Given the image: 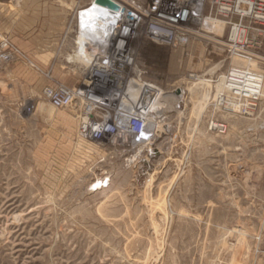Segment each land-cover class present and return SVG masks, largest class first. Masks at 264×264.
<instances>
[{
    "label": "rangeland",
    "instance_id": "obj_1",
    "mask_svg": "<svg viewBox=\"0 0 264 264\" xmlns=\"http://www.w3.org/2000/svg\"><path fill=\"white\" fill-rule=\"evenodd\" d=\"M86 1L0 0V37L26 56L0 63V264H264V97L248 114L213 98L218 76L243 63L212 39L140 37L143 79L174 91L177 107L156 116L154 143L138 156L83 140L76 107L56 109L43 91L84 76L68 55ZM63 13L55 47L22 46ZM29 102H44L46 116L27 113ZM215 121L228 123L225 134ZM96 179L104 187L92 192Z\"/></svg>",
    "mask_w": 264,
    "mask_h": 264
},
{
    "label": "built area",
    "instance_id": "obj_2",
    "mask_svg": "<svg viewBox=\"0 0 264 264\" xmlns=\"http://www.w3.org/2000/svg\"><path fill=\"white\" fill-rule=\"evenodd\" d=\"M111 1L116 7L87 0L74 13L78 21V16L80 18L87 10L100 9L108 21L102 30H105V47L97 49L94 63L87 68L80 83L69 86L56 82L43 91L56 109L76 107L79 138L94 141L104 148H144L152 145L156 138L158 122L156 120L157 128L153 127L149 117L163 113L165 107L159 112L141 107L145 95L147 98L155 96L156 92H149V88L159 91L160 87L143 79L145 70L137 62L135 47L140 37L157 45L176 46L190 40L198 20L215 18L224 22L227 29V37L221 44L230 57L233 58L234 49L264 57L259 52L264 48V0ZM25 58L20 48L5 36L0 37V63L9 65ZM135 78L146 88L139 98L130 99L133 101L130 106L124 105L130 96L129 85ZM224 82L223 90L217 91L213 98L227 114H248L259 106L263 98V70L230 66ZM35 109L33 102L24 106L27 113ZM210 129L225 134L228 123L215 121Z\"/></svg>",
    "mask_w": 264,
    "mask_h": 264
},
{
    "label": "bare ground",
    "instance_id": "obj_3",
    "mask_svg": "<svg viewBox=\"0 0 264 264\" xmlns=\"http://www.w3.org/2000/svg\"><path fill=\"white\" fill-rule=\"evenodd\" d=\"M98 8V6H96ZM198 8H201L199 5ZM103 12L100 9H93V10H87L86 12L82 13L81 17L79 18L78 16V21H77V49L74 54H69L68 55V60L75 62L79 69H83L82 73L86 72L87 68H90V65L93 64L94 62V57L96 55L97 49L105 47V38H104V31L106 24L108 23L107 19L103 17ZM197 25L195 26L193 30V36H198L201 38H206L207 40H213V41H218L222 42L221 40H217L216 37L211 36V34H215L214 31L223 30L225 25L224 22L219 21L218 19L215 18H202L201 20L197 21ZM210 34V35H209ZM99 39V41H98ZM102 41V42H101ZM211 41V42H213ZM100 45H99V43ZM233 59H236L240 62H242V65L237 64H231V66H241L243 68L251 69V70H257L255 68H252L253 66H256L264 63V57L260 56H255L247 53H243L240 50H233ZM233 61V60H232ZM260 70V69H259ZM94 68L92 72L94 73ZM224 75L221 77L218 76L217 78V91L220 92L223 90L224 87ZM143 82L139 80V78H135L132 80L131 84L129 85L128 93L130 94V98L127 97L125 100L124 105H131L133 101L130 102V99H137L141 95H143V92L145 90V86L143 87ZM180 88V87H178ZM154 89L149 88V92H156L154 97H146L144 96V100L142 103L143 108H150L152 111H158L162 108L165 107V105H170V106H176L179 101V97L176 96L174 91L170 90H165L164 88H159V91H153ZM263 97H264V89H263ZM45 103L40 102L36 105V108L38 110V113L45 115L46 116V108H45ZM131 110V108L129 109ZM36 111V109H35ZM159 112V111H158ZM157 112V113H158ZM161 112V111H160ZM159 112V113H160ZM161 117V116H160ZM163 117V116H162ZM151 120L152 126L157 128V122H156V117L154 115H151L149 117ZM160 124H158L159 128ZM141 148L133 149L130 150V156L134 153L136 156L141 153ZM135 156V157H136ZM94 181V180H93ZM89 190L92 192L98 191L102 189L104 186L100 182V179H96L95 182H91L89 185Z\"/></svg>",
    "mask_w": 264,
    "mask_h": 264
},
{
    "label": "crops",
    "instance_id": "obj_4",
    "mask_svg": "<svg viewBox=\"0 0 264 264\" xmlns=\"http://www.w3.org/2000/svg\"><path fill=\"white\" fill-rule=\"evenodd\" d=\"M67 9H69V8H67ZM65 20H66V15L64 13L62 15H60V17L55 16V17H52L50 19H45L44 24H40V25H42L41 31L36 32V34L31 33V35H30V37H32V38L35 37V40L31 39L30 43L28 45L22 42V46H24L25 48H53V47H55L54 43H53V41L55 39L52 40L51 38H56V37L64 35L62 32H59V29L62 28ZM28 21H31L30 24H34V22H33L34 20H28ZM41 22H42V20H41ZM38 38H43V39H42V41H39ZM9 39L12 42H14L15 44H17L14 40L11 39L10 36H9ZM33 66L34 67L37 66L36 68H43L40 65H36V66L33 65ZM76 84H78V82L68 83L67 85L75 86Z\"/></svg>",
    "mask_w": 264,
    "mask_h": 264
},
{
    "label": "water",
    "instance_id": "obj_5",
    "mask_svg": "<svg viewBox=\"0 0 264 264\" xmlns=\"http://www.w3.org/2000/svg\"><path fill=\"white\" fill-rule=\"evenodd\" d=\"M97 3L109 6V7H116V5L111 0H97Z\"/></svg>",
    "mask_w": 264,
    "mask_h": 264
}]
</instances>
